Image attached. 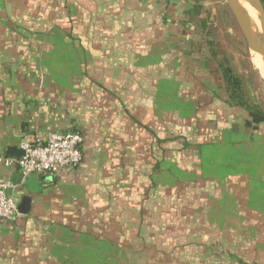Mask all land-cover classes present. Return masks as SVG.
I'll return each instance as SVG.
<instances>
[{"label": "crops", "instance_id": "1", "mask_svg": "<svg viewBox=\"0 0 264 264\" xmlns=\"http://www.w3.org/2000/svg\"><path fill=\"white\" fill-rule=\"evenodd\" d=\"M192 5L0 0V156L83 137L61 176L0 163V264H264V121L226 102Z\"/></svg>", "mask_w": 264, "mask_h": 264}, {"label": "built area", "instance_id": "2", "mask_svg": "<svg viewBox=\"0 0 264 264\" xmlns=\"http://www.w3.org/2000/svg\"><path fill=\"white\" fill-rule=\"evenodd\" d=\"M79 131L44 132L25 134L20 142L21 156H0V163L16 169L21 179L31 174L61 176L78 168L83 159ZM13 184L0 180V221L11 222L20 216L18 202L9 193Z\"/></svg>", "mask_w": 264, "mask_h": 264}, {"label": "rangeland", "instance_id": "3", "mask_svg": "<svg viewBox=\"0 0 264 264\" xmlns=\"http://www.w3.org/2000/svg\"><path fill=\"white\" fill-rule=\"evenodd\" d=\"M198 3L200 17L206 23L203 30L207 31L200 42L203 44L205 40L212 41L219 53L218 57L221 58V53L226 55L232 69L243 79L246 88L243 90L244 97L250 102L260 103L264 109V73L254 64L252 52L248 49L226 0H198ZM245 7L247 9L248 5ZM206 47L209 50V45Z\"/></svg>", "mask_w": 264, "mask_h": 264}, {"label": "trees", "instance_id": "4", "mask_svg": "<svg viewBox=\"0 0 264 264\" xmlns=\"http://www.w3.org/2000/svg\"><path fill=\"white\" fill-rule=\"evenodd\" d=\"M264 6V0H261ZM193 5L186 11V18L195 27L196 33L203 37L207 35V31H204L205 20L200 17V5L198 0H193ZM203 35V36H202ZM209 45L210 58L216 65V73L220 81L222 82V89L224 92L225 100L232 106H239L248 111L251 122L258 124L264 121V109L258 102H250L249 99L244 97L243 90L245 84L241 76L236 73L229 62L227 61L226 55L221 53V58L218 57L219 53L215 49L212 41L206 40Z\"/></svg>", "mask_w": 264, "mask_h": 264}, {"label": "water", "instance_id": "5", "mask_svg": "<svg viewBox=\"0 0 264 264\" xmlns=\"http://www.w3.org/2000/svg\"><path fill=\"white\" fill-rule=\"evenodd\" d=\"M257 12L261 32L255 34L251 30V18L247 9L240 5L237 0H226L230 12L232 13L243 39L250 51L260 53L264 61V6L261 0H244ZM10 155L21 156V148L11 150Z\"/></svg>", "mask_w": 264, "mask_h": 264}, {"label": "bare ground", "instance_id": "6", "mask_svg": "<svg viewBox=\"0 0 264 264\" xmlns=\"http://www.w3.org/2000/svg\"><path fill=\"white\" fill-rule=\"evenodd\" d=\"M238 3L242 6H247V11L249 13V16L251 18V30L252 32H254L255 34H259L260 32H258L260 29V24H259V21H258V17H257V12L256 10L251 7L248 3L246 5V2L244 0H237ZM246 8V7H245ZM251 55H252V60L254 61V64L256 65V67L264 73V61H263V58H262V55L260 53H256V52H253L251 51Z\"/></svg>", "mask_w": 264, "mask_h": 264}]
</instances>
